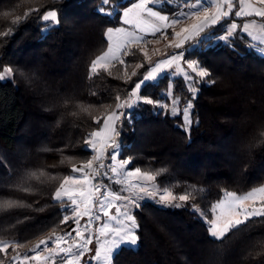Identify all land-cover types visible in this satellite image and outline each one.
Segmentation results:
<instances>
[{
	"label": "trees",
	"instance_id": "16d2710c",
	"mask_svg": "<svg viewBox=\"0 0 264 264\" xmlns=\"http://www.w3.org/2000/svg\"><path fill=\"white\" fill-rule=\"evenodd\" d=\"M130 1L119 0L124 6ZM28 6L27 0H0V30L7 23L2 17L4 11L22 14ZM100 6L101 0H59L49 5L58 10V26L43 32L42 24L29 18L0 45V69L7 65L20 67L39 77L48 89L44 92L43 88L29 86L20 77L15 83L0 81V156L12 169V177L37 168L70 174L66 165H59L55 149L68 144L66 154L87 158L90 153L82 151L83 138L94 125L87 116L68 115L71 105L63 108L62 101L108 102L109 93L114 95L115 90L131 87L104 74L92 82L87 80L91 60L107 47L106 28L120 24L118 17L98 12ZM157 7H163L168 14L178 10L174 5ZM227 19L242 27L243 18ZM222 32L218 25L209 30V35ZM248 43L251 40L238 29L228 43L205 40L196 54L189 55L191 49L185 52L186 58L199 60L212 73L211 79L217 80L216 84L198 85L200 91L192 113L200 123L192 126L190 134L180 126L181 117L144 105L134 111V123H125L120 136L126 146L121 158H136L130 168L167 167L169 173L158 180L162 185L178 182L177 192L191 184L202 187L204 192L194 202L209 218L211 205L222 197V190L241 193L264 183V143H255L258 130L264 126V55L249 49ZM127 59L133 61L131 56ZM170 81L165 74L160 87L149 92L159 94ZM173 82V92L183 105L191 94L182 77H175ZM90 91L98 95L92 96ZM53 104L56 107L52 111L44 110ZM61 113L63 122L56 127ZM44 147L54 151H40ZM12 177L6 175L4 163H0V194L8 191L3 185ZM54 186H41V193L35 196L15 193L29 203H37L16 213L0 214V236L32 238L56 224L63 213L51 201ZM41 207L43 211L38 210ZM136 212L142 224L138 252H121L115 264H249L240 258L241 244L247 235L264 234V225H252L247 233L233 236L223 245L222 254H217L219 242H211L207 224L190 206L163 207L149 201ZM25 215L31 219L10 227L17 217L23 220Z\"/></svg>",
	"mask_w": 264,
	"mask_h": 264
},
{
	"label": "snow or ice",
	"instance_id": "6c2138e0",
	"mask_svg": "<svg viewBox=\"0 0 264 264\" xmlns=\"http://www.w3.org/2000/svg\"><path fill=\"white\" fill-rule=\"evenodd\" d=\"M58 2L27 0L29 6L22 14L12 15L11 10L4 11L2 17L7 23L0 30V38H3L0 45L29 18L39 21L43 32L58 26V10L49 7ZM165 4H175L179 10L168 14L163 7H155ZM97 11L105 16L118 17L121 26L106 28L107 47L91 60L87 80L92 82L94 77L104 74L131 87L115 90L114 95L109 93L108 102L62 101L60 106L63 108L71 105L68 115L87 116L94 125L83 138L82 151L90 153L87 158L66 154L68 144L55 149L60 156L59 165H66L70 174L37 168L12 177V169L0 156L6 175L12 177L3 185L8 191L0 194V214L16 213L37 203H29L15 193L35 196L41 193V186L53 184L51 201L63 213L56 224L33 234L32 238L0 236V254H3L0 264H115V258L121 252H138L142 224L136 210L142 209L149 201L163 207L190 206L207 224L211 242H219L217 254H222L223 245L233 236L247 233L252 225H264V183L241 193L222 190V197L211 205L209 218L194 202L204 192L202 187L191 184L177 192L176 189L180 188L178 182L162 185L158 180L169 173L167 167L133 165L129 168L136 158H121L126 146L120 136L125 123H134V111L144 105L172 117H181L180 126L190 134L192 126L200 123L199 117L193 119L192 113L200 91L198 85L216 84L217 80L211 79L212 73L199 60L186 58V46L191 48L189 55L196 54L199 45L213 38L209 30L219 25L224 33L219 40L229 41L239 29L252 41L247 47L264 54V0H137L129 6L119 0H101ZM230 16L254 18L246 19L241 27L235 21L228 22ZM162 43L163 48L149 47ZM130 56L133 61L127 59ZM154 56L157 58L153 59ZM169 70L172 76H180L187 82V90L191 93L182 108L180 98L173 92L174 82H169L166 90L159 94L149 92V89L160 87L162 77ZM17 77L23 78L29 86L48 91L39 77L29 75L20 67L7 65L0 69V81L15 83ZM90 95L97 96L98 93L90 91ZM169 100L170 103L166 102ZM55 107L53 104L44 110L52 111ZM63 116L61 113L56 120V127H60ZM258 137L255 143H264V126L258 130ZM40 151L54 150L44 147ZM104 178L109 180L108 184L104 183ZM113 184L119 188L114 190ZM30 219L27 215L23 220L17 217L10 227L16 228ZM96 222L100 223L94 227ZM64 225L69 226L67 230L62 227ZM240 251L242 261L264 264V234L257 237L247 235Z\"/></svg>",
	"mask_w": 264,
	"mask_h": 264
},
{
	"label": "rangeland",
	"instance_id": "374dc122",
	"mask_svg": "<svg viewBox=\"0 0 264 264\" xmlns=\"http://www.w3.org/2000/svg\"><path fill=\"white\" fill-rule=\"evenodd\" d=\"M123 1H130V0H123ZM132 2H137V0H131L128 4H127V6H129L130 5V3H132ZM193 2H194V0H193ZM166 5V4H165ZM163 6V5H162ZM174 6H177V5H175L174 4ZM155 7H157V6H155ZM179 10V9H178ZM171 14V13H170ZM254 17H251V18H245V19H253ZM244 19V18H243ZM245 22V21H244ZM118 26H121V24H119V25H115V26H109V27H118ZM222 34H224L223 32L222 33H220V34H217V35H212V41L214 42V43H228L229 41H230V39H229V41H222V40H219L218 39V37L220 36V35H222ZM151 37H149V39H150ZM250 39V38H249ZM251 40V39H250ZM252 42V41H251ZM150 48L151 47H160V48H163V43L161 44V45H155V46H153V45H150L149 46ZM186 49H191L190 48V46H186ZM169 51H171L170 49H169ZM177 51H179V50H177ZM261 55H264V54H261ZM157 57H153V59H156ZM165 74H168L170 77H171V81L170 82H173V79L175 78V77H180V76H172L171 75V70H169V71H166L165 72ZM164 74V75H165ZM185 82V81H184ZM185 84H187V82H185ZM191 94V93H190ZM175 95V94H174ZM175 96H178V95H175ZM179 97V96H178ZM166 102H169L170 103V100L169 101H166ZM180 107L182 108L183 107V105H181L180 104ZM182 124V123H181ZM107 162V161H106ZM130 168V167H129ZM76 175H79V174H76ZM104 183L105 184H108L109 183V180L107 179V178H104ZM112 187H113V189L114 190H116V189H118L119 188V185H115V184H113L112 185ZM216 202V201H215ZM214 203V202H213ZM161 206V205H160ZM113 212H114V210H113ZM86 219L87 218H85V220H82L81 221V223L83 224V223H85V221H86ZM104 219H106V218H104ZM99 223L100 222H96L95 224H94V227H96V226H98L99 225ZM68 229V228H67ZM66 229V230H67Z\"/></svg>",
	"mask_w": 264,
	"mask_h": 264
},
{
	"label": "crops",
	"instance_id": "0c3cea01",
	"mask_svg": "<svg viewBox=\"0 0 264 264\" xmlns=\"http://www.w3.org/2000/svg\"><path fill=\"white\" fill-rule=\"evenodd\" d=\"M245 20H246V19L244 18V19H243V23H244Z\"/></svg>",
	"mask_w": 264,
	"mask_h": 264
}]
</instances>
